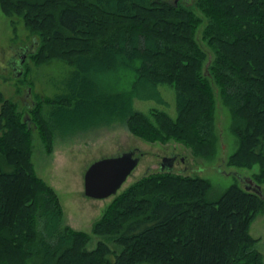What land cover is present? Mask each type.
<instances>
[{"label": "trees", "instance_id": "1", "mask_svg": "<svg viewBox=\"0 0 264 264\" xmlns=\"http://www.w3.org/2000/svg\"><path fill=\"white\" fill-rule=\"evenodd\" d=\"M184 2L0 0V12L38 39L28 59L72 69L63 92L39 98L27 117L0 93V264H264L250 233L264 213V0ZM124 72L134 75L130 89L111 94ZM161 86L176 91V118L134 107L163 102ZM219 104L237 140L226 165L252 171L263 197L235 182L210 198L209 178L158 171L116 196L91 233L65 224L57 191L33 163L34 129L52 153L57 134L121 122L147 142L175 141L212 162Z\"/></svg>", "mask_w": 264, "mask_h": 264}, {"label": "rangeland", "instance_id": "2", "mask_svg": "<svg viewBox=\"0 0 264 264\" xmlns=\"http://www.w3.org/2000/svg\"><path fill=\"white\" fill-rule=\"evenodd\" d=\"M190 2L191 0H185L184 3L191 5ZM37 44V37L25 28L21 19L0 12V93L19 105L20 111L24 113L23 117L28 116L29 108L42 96L52 98L62 93L63 83L72 71L66 62L60 60L36 65L26 57L28 74L18 76L20 56L24 54L22 48H26L28 54ZM133 80L134 75L131 72L121 73L109 83V92L125 93L130 89ZM159 88L163 102L154 99L135 100V109L149 114L151 109L157 108L176 118V91L168 86ZM229 116L227 109L219 104L218 130L221 149L219 156L212 162L193 156L190 149L175 141L166 144L147 142L133 135L125 124L119 122L89 132H79L72 137L57 134L52 153L47 152L44 141L34 129L33 163L38 175L57 191L65 213V224L75 230L91 233L93 223L102 216L103 210L116 196L145 175L161 171L162 159L173 153L184 158V161L177 162L172 172L209 178L213 183L210 198H216L235 182L245 186L246 183L241 182L240 178L250 180L252 171L238 170L226 165L228 156L237 148L236 137L229 130ZM128 151L141 153L142 156L138 167L128 177L119 193L103 200L86 197L84 175L89 166L102 158L118 156ZM250 233L259 240L257 249L264 256V213L252 224ZM99 239L100 237L93 236L90 248H94Z\"/></svg>", "mask_w": 264, "mask_h": 264}, {"label": "water", "instance_id": "3", "mask_svg": "<svg viewBox=\"0 0 264 264\" xmlns=\"http://www.w3.org/2000/svg\"><path fill=\"white\" fill-rule=\"evenodd\" d=\"M26 51L19 63L20 71L18 76H22L24 72L23 66L27 57ZM135 155V151H128L118 156L105 157L92 163L84 175V195L96 200L116 196L140 163L141 158ZM173 162L174 158H163L161 171H172L174 168L172 167ZM244 178L240 179L246 183V189L257 192L263 197L261 186L256 184L251 178L250 180H245Z\"/></svg>", "mask_w": 264, "mask_h": 264}, {"label": "flooded vegetation", "instance_id": "4", "mask_svg": "<svg viewBox=\"0 0 264 264\" xmlns=\"http://www.w3.org/2000/svg\"><path fill=\"white\" fill-rule=\"evenodd\" d=\"M24 50V49H23ZM27 50V49H26ZM23 52H25V51H23ZM23 58V56H20V60L19 61H21V59ZM136 157H140L141 158V156H142V154L141 153H137L136 155H135ZM169 158H174V162H173V165H172V167H175V165H176V163L177 162H179V161H184V158H182V157H179V155L178 154H171L170 156H169ZM162 161H163V159H162ZM165 165H166V163H165ZM162 168V162L160 163V169ZM249 186V185H248ZM252 187H253V185H252Z\"/></svg>", "mask_w": 264, "mask_h": 264}]
</instances>
